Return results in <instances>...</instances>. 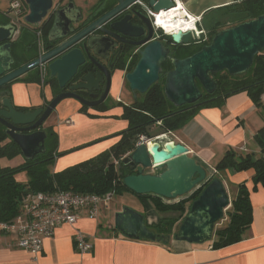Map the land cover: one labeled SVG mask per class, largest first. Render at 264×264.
I'll use <instances>...</instances> for the list:
<instances>
[{"label":"water","instance_id":"95a60500","mask_svg":"<svg viewBox=\"0 0 264 264\" xmlns=\"http://www.w3.org/2000/svg\"><path fill=\"white\" fill-rule=\"evenodd\" d=\"M26 1L29 5V13L25 20L31 24L40 23L51 7V0ZM133 1L135 0L123 2L109 14L88 24L80 31H77L75 24L82 19L81 10L76 7L74 1H71L66 7L57 11L51 30L50 40L59 41V44L43 53L38 59L16 70H11L13 60H8L6 57V55L10 56L9 52L3 54L0 47V89L44 63H48L50 76L57 79L60 88L65 87L85 64L88 51L99 46L94 31L100 22ZM147 4L154 11L160 12L176 7L177 1L148 0ZM75 12L77 18L74 17ZM111 27L116 29L113 24ZM189 33L179 30L166 34L175 44H182L185 42L184 37ZM9 38L10 35L0 40ZM80 43L82 46H77ZM263 49L264 14H261L257 18L221 29L208 44L184 58L172 57L169 46L158 39L151 40L140 49L139 59L134 68L125 73V80L136 98L137 93H146L160 80L164 72L163 63L171 60L173 68L166 72L164 88L166 97L177 107L185 104H200L203 90L207 94H213L217 90V81L212 75L223 71L231 76L244 74L253 65L256 55ZM103 81L102 72H88L81 76L77 84L70 87V91L59 92L46 105L26 112L17 110L11 99L3 100L6 109H0V121L7 127L10 138L19 146L25 161L46 152V131L37 128L45 125L60 102L73 98L83 105L94 107L105 101L108 95L107 86L101 94L94 95L98 97L94 101L80 96L73 90H99ZM159 139L151 144L150 141L140 142L123 159L124 165L130 169H137L136 174L124 177L125 186L139 195L155 194L168 199L188 195L200 185H206L205 188L198 198L192 200L189 211L179 225L178 231L173 235L158 234L149 227L141 212L129 206L115 212L114 227L123 235L134 239L168 242L173 236L177 240L194 243L211 240L216 225L223 219L232 202L223 180L220 177L208 176L206 168L189 154V149L184 144L173 139L161 143ZM121 167L122 165L119 166ZM147 169H153L154 172H147ZM30 193L31 191H27L26 194Z\"/></svg>","mask_w":264,"mask_h":264},{"label":"crops","instance_id":"0c3cea01","mask_svg":"<svg viewBox=\"0 0 264 264\" xmlns=\"http://www.w3.org/2000/svg\"><path fill=\"white\" fill-rule=\"evenodd\" d=\"M179 1L183 3L188 15H192L197 22L214 8L238 2V0ZM117 82L119 79L115 81L112 97L116 101L123 102L120 95L122 87ZM11 92L16 105L27 107L40 106L54 96L49 85L32 82L28 77L14 81ZM262 101L264 103V92ZM57 108L45 124L53 126L58 133L59 151L70 153L90 146V143L97 139H107V148H91L83 154L84 160L111 147L119 139L115 134L128 126L125 119L114 120L115 117L123 114L122 106H110L105 112L94 109L82 112L80 103L68 98ZM69 119L72 122L66 123ZM104 122H106L104 128L98 126L94 132L86 131L89 124L101 125ZM263 125L264 109L257 107L248 93L243 91L229 96L222 106L201 108L189 123L174 132L173 140L188 147L189 154L206 168L208 176L220 177L233 200L237 195L239 184L245 182L249 188H253L254 170L236 172L226 169L219 173L216 165L228 150H234L242 155L260 156L261 148L254 136ZM23 161L21 156L12 160L1 159L2 165L5 166H16ZM78 161L65 159L61 162L62 167L54 172L79 163ZM24 173H18L17 180L26 182L27 173L26 178H20ZM251 202L253 221L244 233L243 239L220 248L213 247V239L194 243L177 240L173 236L168 242L129 238L114 227L115 212L123 207H114L112 204L109 207L103 206L97 217H91L87 212H83L76 224L59 226L53 236L45 239L43 250L36 256L18 247L15 234L3 230L0 223V264H264V187L262 185L259 184L251 193ZM132 208L142 213L141 209ZM159 219L160 216L155 222L147 220V224L155 225ZM77 230L86 232L93 242L90 252L81 254L77 251L75 247Z\"/></svg>","mask_w":264,"mask_h":264},{"label":"trees","instance_id":"16d2710c","mask_svg":"<svg viewBox=\"0 0 264 264\" xmlns=\"http://www.w3.org/2000/svg\"><path fill=\"white\" fill-rule=\"evenodd\" d=\"M209 13L211 17L205 27V34L191 43L185 41L184 44L179 45L177 50H172V57L184 58L192 55L208 44L221 29L264 14V0H240L230 5L214 8ZM167 37L171 40L168 35ZM135 64L136 61L131 64L129 71L134 68ZM163 68L164 72L160 80L154 83L146 93H137V97H133L131 103L118 102L123 108L121 117L127 120L128 126L115 134L119 139L108 149L63 170L52 172L50 166L54 164L57 157L67 151L58 150V133L53 126H49L46 130L48 135L45 141L47 148L45 153L16 166L0 164V223L10 222L20 213L21 199L27 191L71 190L78 193L123 194L124 191L130 190L123 182L124 177L137 173V169H130L124 165L123 159L137 147L142 136L152 138L167 132L178 131L189 123L201 108L222 106L225 100L233 94L246 91L255 105L264 109L262 101L264 49L256 55L253 65L244 74L231 76L223 71L212 75L217 81V90L213 94H207L198 83L204 93L200 104H185L177 107L168 100L164 88L166 72L173 68L171 60L165 61ZM57 93V88H55V94ZM109 109L108 104L97 108L101 112ZM81 111L87 112L86 108H82ZM154 126L157 128L154 129ZM152 128L154 130H151ZM254 137L261 148L260 156L242 155L234 150H228L216 165L219 173L226 169L236 172L253 169L254 185L253 188H249L245 182L239 184L237 195L226 210V218L223 217L226 223L217 228L213 234L214 248L241 241L253 221L251 193L257 189L259 184L264 187V125ZM5 139L6 134L0 127V159L12 160L21 154L20 148L16 143L5 141ZM103 139H97L90 144ZM119 165L122 167L119 168ZM24 171L28 175V180L26 182L17 180V174ZM214 177L218 176L212 178ZM202 190L203 188L197 191L198 194L192 197V200L198 198ZM141 196L151 197L156 211L161 214L171 211L184 214L190 209V201L187 199L167 204L163 201L164 197L155 194H142ZM172 223L174 219L161 215L157 224L149 227L158 234L166 235L171 234Z\"/></svg>","mask_w":264,"mask_h":264},{"label":"flooded vegetation","instance_id":"af4514ba","mask_svg":"<svg viewBox=\"0 0 264 264\" xmlns=\"http://www.w3.org/2000/svg\"><path fill=\"white\" fill-rule=\"evenodd\" d=\"M8 1L9 6L7 8L4 9L0 6V38L9 35L10 38L0 40V47L3 54L9 52L11 58L9 55H6V57L8 60H13L11 70H16L38 59L43 53L55 48L59 44V41L50 40L51 30L56 20L57 11L66 7L71 1H74L76 7L81 10L82 19L79 23L75 24L77 26V31H80L88 24L109 14L127 0H80V3H77V0H51V7L48 9L46 16H44L41 22L37 24H31L25 20V17L29 13V5L26 0H20V9L17 12L11 10V0ZM147 3L148 0H135L128 5H124L116 13L100 22L99 26L94 31V35L98 37L97 42L99 43V46H95L88 51L85 64L79 68L78 74L68 82L65 87L60 88L57 79L50 76L49 69L48 74L46 75V80L43 84L49 85L55 96V88H57L58 93L62 91H70V87L77 84L81 76L88 72L97 73L100 71L104 75V81L100 84L99 90H73L80 96L94 101L98 98L94 97V95L101 94L107 86L108 95L102 103L90 107L88 105H83L78 101L81 109L86 108L87 111L91 109L97 110L98 107L108 104L107 101L112 97V92L116 85V74L123 72L125 74L130 70L129 68L134 61L137 63L139 59V51L146 43L158 39L170 47L172 56L173 47H177L184 43L175 44L167 37V34L162 29H157L155 18L149 14L148 9L153 12L156 11L151 9ZM74 15L75 18L78 17L76 12ZM112 24L115 25L116 29L111 27ZM77 46H82V43ZM46 64L48 67V63ZM25 77H28L35 83L41 82L40 66L35 67L32 71L21 76L19 79ZM12 83L3 86L0 89V109H6L3 103V100L6 98L11 99V102L17 110L25 112L35 110L49 102L46 100L40 106L29 107L16 105L11 92ZM201 101H203V99L199 100V102ZM0 127L6 134L5 141L14 142L7 134V127L2 121H0ZM48 127L49 126H46L45 124L37 129H44L46 131ZM38 155H36V157ZM19 156L24 159L22 153ZM0 164H2L1 159Z\"/></svg>","mask_w":264,"mask_h":264},{"label":"built area","instance_id":"2783aa9c","mask_svg":"<svg viewBox=\"0 0 264 264\" xmlns=\"http://www.w3.org/2000/svg\"><path fill=\"white\" fill-rule=\"evenodd\" d=\"M10 8L13 12H17L20 9V0H11ZM148 12L155 18L157 29H162L166 33L165 28L157 21L159 13L150 9ZM200 32L194 38L205 34L203 29ZM40 74L41 82L44 83L48 74L46 63L40 65ZM71 122V119L66 121V123ZM161 135H167V133ZM161 135L153 139L157 140ZM149 140L148 137L142 136L138 144ZM159 141L162 140L159 139ZM114 195L113 192L96 194L78 193L71 190L31 192L22 197L20 213L12 221L3 222L2 229L14 233L17 246L36 256L43 250L45 239L53 236L59 226L76 224L83 212H87L91 217H97L103 206H110L109 203L113 200ZM75 247L81 254L88 253L93 248V242L86 232L77 230Z\"/></svg>","mask_w":264,"mask_h":264},{"label":"rangeland","instance_id":"374dc122","mask_svg":"<svg viewBox=\"0 0 264 264\" xmlns=\"http://www.w3.org/2000/svg\"><path fill=\"white\" fill-rule=\"evenodd\" d=\"M77 3H80V0H77ZM0 6L2 8H4V9L7 8L9 6V1L8 0H0ZM210 17H211V13H208L207 15H205V17H203L202 20H200V21L197 22L198 23L197 27L200 29V31L202 29L203 30L205 29L206 25L210 22ZM195 36H197V34L189 33V35H186L184 37V41H187L186 43H189V42L191 43V42H193V40L196 39V38H194ZM178 48H179V46H177V47L175 46V47H173L172 50H177ZM124 75H125L124 72L123 73H117L116 76H115V81H117V79H119V82H117V83L120 84V86L122 87V91L120 92V95H121V98L123 99V103H126V102H129V101H132V99H133V97H132L133 92L130 90L129 85H128L127 81L125 80V76ZM112 98L113 97H110L109 100L107 101L108 102V105L111 106V107L112 106H119V104H118L119 100L116 101V99L113 98L114 99L113 100ZM57 109L58 108H56V110ZM114 120L115 121H122L123 118L121 116L120 117H115ZM105 125H106V122H104L101 125H98V124L95 125L94 123H91V124L88 125L86 131H92V132H94V131H96V128L98 126H101V128H104ZM153 128L156 129L157 127L154 126ZM153 128L151 130H154ZM167 135H168V137L170 139H174L175 138V133L174 132H167ZM153 138L154 137L149 138V139H153ZM106 141H107V139L100 140V141H97L95 143H92L88 147L79 148V149L73 150L70 153L63 154V155L59 156V158L57 157L58 160H55L54 164H52L50 166V169L53 172L54 171H57L59 169V167L60 168L62 167L61 162L64 161L65 159H70L71 158L74 161H78L79 160L78 162H80V161L84 160V159H82L83 154H86V152L89 151V150H91V148H101V147H104L103 149L107 148L108 145L106 144ZM160 142L163 143V141H160ZM96 146H98V147H96ZM2 163H3V160H2ZM146 171L147 172H150V173L154 172L153 169H147ZM23 173L24 172H22V174ZM25 174L26 173H24V175H20V178H26V175ZM205 186L206 185H200L194 191H192L190 194L185 195L183 197H178L176 199L164 198L163 201L165 203H167V204H170V203H176V202H179L181 200L187 199V200L190 201L189 202V204H190L192 202V199L194 198V196H196L198 194L197 191H200V189H202V188L204 189ZM109 204H112V206L114 205V207L115 206H118V207H120V206H122V207H125V206L137 207V208H139V209L142 210V213L145 216L146 222H147V220H152L151 222H155L157 220V218L159 216H161V215L162 216L171 217L172 219H174V223H172V228H171V231H172L171 232V235H173L175 232L178 231L179 225L183 221L184 216L186 215V212H187L186 211L184 214H182L181 212H173V211H171V212H167V213H162L161 214V213H159V212L156 211V209L154 207V204L152 202L151 197L141 196L139 194L133 193L130 190L124 191V193L121 194V195L115 194L113 196V200H111ZM225 218H226V215H225ZM225 218L222 219V220H220V222L216 225L215 230L217 228H220L221 226H223V223H226V219ZM150 227H154V225H151Z\"/></svg>","mask_w":264,"mask_h":264},{"label":"bare ground","instance_id":"6f19581e","mask_svg":"<svg viewBox=\"0 0 264 264\" xmlns=\"http://www.w3.org/2000/svg\"><path fill=\"white\" fill-rule=\"evenodd\" d=\"M158 23L165 28L167 34L182 30L183 32H190L200 34V29L197 27V20L192 15H188L187 10L181 1L177 2V6L167 11L162 10L158 14ZM160 139L164 142L171 140L168 135H161ZM150 144L154 139H150Z\"/></svg>","mask_w":264,"mask_h":264}]
</instances>
